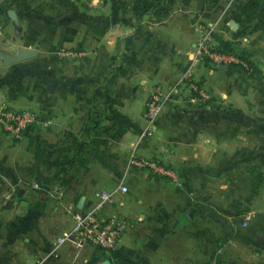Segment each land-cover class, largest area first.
<instances>
[{
	"label": "crops",
	"instance_id": "0c3cea01",
	"mask_svg": "<svg viewBox=\"0 0 264 264\" xmlns=\"http://www.w3.org/2000/svg\"><path fill=\"white\" fill-rule=\"evenodd\" d=\"M189 1L190 12L201 15L203 7L209 13L216 11L221 0L184 3ZM140 3L141 0H0V51L15 54L21 46L37 51L34 56L9 65L0 57L2 68L12 66L20 72V76L0 73V100L4 101L7 93L2 86L11 85L8 86L13 95L11 102L22 99L25 101L22 108L34 106L38 113L37 121L26 129L21 139L20 148L27 164L22 167L19 180L25 190L32 191L38 186L39 179L35 178L44 179L38 169L50 170L53 163L60 166L56 177L59 179L66 162L84 146L82 161L64 186L71 195H80L76 200L84 197L90 203L97 191L114 189L123 178L131 188L128 197L125 195L122 201L115 200L108 206L109 211L119 210L139 219L137 226L114 249L103 250L117 264H128L125 263L128 259H132V264H160L156 258L169 259V251L189 248L186 245L193 235L188 227L193 226L192 222L195 226L205 222L213 227L220 225V218L213 215L211 220L207 219L204 212L208 206L216 211L223 209L220 195L226 193L232 194L233 199L225 202L227 209L235 210L242 205L248 211V219L258 217L259 252L264 258V150L261 144L259 150L252 146L253 131L259 133L260 139L263 136L264 141V113L260 107L253 109L251 102H246L250 90L233 86L245 80L243 65L233 63L220 69L201 67L195 81L210 93L211 102L198 98L184 85L168 97L150 132L143 136L148 124L144 107L150 93L143 82L152 83L151 86L173 83L192 55L194 43L191 49L181 53V62L175 68L170 56L177 46L166 37L157 42L155 49L146 48V54L144 47L149 44L139 42L140 36L152 34L156 39V25L166 22L178 9H171L162 17L152 12L142 14L143 18L154 19L147 20L153 24L145 26V20H139ZM10 8L15 9L18 23L10 18ZM64 47H81L86 54L72 59L59 53ZM223 80L228 81L227 86L221 85ZM108 95H111V111L103 101ZM239 97L243 98L242 102H238ZM93 98L100 100V106L94 109L90 105ZM92 113L98 114L95 121ZM93 125L97 126L95 132ZM237 145H242V149ZM133 150L165 159L176 169L179 182L168 183L154 174H145V170L127 167ZM33 163L37 172L32 170ZM10 171L1 164L0 193L11 191L4 183L10 181L7 175ZM31 181L35 185H29ZM192 202L199 217H174L182 210L187 214V209L193 208ZM0 221L3 227L0 264H13V259L34 264L39 255L47 257L41 264L56 262L58 250H50L53 241H44L39 247L34 244L25 252L14 248L18 242L33 241L24 234L28 228L19 233L13 229L16 222L25 220L7 217ZM223 221L234 224L231 217ZM218 236L214 228L211 233L202 228L194 234L195 250L199 254L191 264H207L199 259L208 241L211 256L219 257ZM76 244L70 241L71 248L75 249ZM175 255L188 256L187 252ZM260 264H264V259Z\"/></svg>",
	"mask_w": 264,
	"mask_h": 264
},
{
	"label": "rangeland",
	"instance_id": "374dc122",
	"mask_svg": "<svg viewBox=\"0 0 264 264\" xmlns=\"http://www.w3.org/2000/svg\"><path fill=\"white\" fill-rule=\"evenodd\" d=\"M143 1L145 2L146 0H141V2ZM259 1L261 2L264 0ZM144 2L140 3L141 10ZM147 5L150 6V1H148ZM190 6H192V3L190 4V1L188 3L176 1L172 5V9H178V12L172 13L170 17L166 19V22L156 25L155 31L158 34V36H156V39L152 36V34H144L143 36H140L139 42H141L143 45L149 44L147 46L145 45L146 47H144L145 53L148 54L146 48L155 49L158 46L157 42L163 39V37H166L168 42L171 40L173 42L172 45L177 46L173 49V53L170 56V63L171 65L173 64V67L175 68L176 63L181 62V53L185 52V50L191 49L192 42L194 43L197 36L200 34L198 25L205 26L208 22H216L217 24L215 37H221L224 41V44L227 43L234 49L235 52L246 55L252 62L251 65H248L246 62L238 58L239 62L236 63H241L243 65V72L244 74H246V77L245 80H240V82L234 83L233 86H235L236 89H240V87H242L250 90L251 92L247 93L249 97L246 98V102L250 101L253 109L260 107L261 111L264 113V3L261 2L260 5L251 6L247 0H221L219 1L216 11L209 13V10L203 7L201 15L195 13L192 14L193 12H190L189 10ZM139 20H145L143 24L147 26L153 24L148 23L153 21L154 19L151 17H140ZM147 20L149 22H147ZM141 21L139 22L141 23ZM231 21H236L238 27L233 28L231 25ZM169 26H171V28H169ZM68 48L83 49L81 47ZM83 56L75 57L72 59L82 58ZM0 73L12 75L18 73L16 75L20 76V72L12 66H6L5 68H2L0 66ZM143 84L144 86L147 85V89H149V91L152 90V83L143 82ZM227 84L228 81L226 80H223L221 82L222 86H227ZM8 86L11 87V85L8 84L2 86L3 91L7 93H5L6 99L4 101L0 100V108L4 105L15 108L24 107L25 105H23V102L25 101L22 102V99H20V101H17V103L11 102L13 95L12 93H9ZM105 98L106 99H104L103 101L107 103L106 107L108 108V111H111V95L105 96ZM242 101L243 98L239 97L238 102ZM90 105L91 107H93V109L94 106H96L97 108L98 105L100 106V100L97 98H93L90 102ZM28 108L34 109L37 112V109L34 106ZM95 115L98 114L92 113L93 121L96 120ZM262 116L264 117V114H262ZM93 123L94 122H92V124ZM81 133L83 134V131ZM262 133H264V131H262ZM21 139H15L13 136L4 132L0 127V166L3 163L4 166H8L9 169H11V171L7 173V175L9 174L8 176L11 177L10 181L6 180L4 182L6 185L8 184L9 187H11V191L9 193H0V220L10 217L13 220L15 219L17 221H19V219H23L26 221H24L23 223L16 222L17 224L14 225L15 228H13L18 233L21 229H29L28 232H24V234L31 238V240H33V244L30 241H23V244H20L19 242L16 243V241V244L14 245V248L17 249V251L23 250L25 252L26 248L31 249L34 244L38 247L42 246V243L47 240L53 241L51 244V247H53V243L55 242V240H57V238L61 236L70 226L71 216L68 209L70 207L74 208L77 206L78 200L76 199L80 197V195L73 196L64 187L61 188V191L57 189V186H60L58 179H56L57 173L60 169V166L57 163L51 164L52 168L50 170L43 169L42 171L41 169H38L40 171L36 170V166L33 163L32 170L34 172L38 171L39 173L43 172L42 176L44 179L40 181V178L36 177L35 179H39L37 180L38 186L36 188L31 187L33 189L32 191L25 190L23 186L24 183L19 180L22 172V167L27 164L23 160V150L22 148H20ZM260 144L262 145L261 147L263 151V136L262 139H260L259 133L253 131V149L255 146V148L259 150ZM238 146L240 147V149H242V145H237V147ZM223 152H226V147ZM49 164L50 163H47L46 166H49ZM145 174L154 176L152 173L148 172ZM33 182L34 181H31L28 184L32 185ZM130 192L131 188L129 187V195ZM162 193V198H165L164 192ZM220 196V203L222 204L223 209L216 211L213 210L211 206H208V208L204 212V216L207 219L211 220L213 218V215L217 216L215 218H220L222 220L220 221V225L213 227L211 224L206 225L205 222L204 225L200 224L195 226L196 224L192 222L193 226L189 225L188 227L189 231H191V235H193L191 241H189L186 245L189 246V248L183 250L178 247V251H169V259H167L166 257L161 259L156 258L155 260L160 264H162L163 261H167L171 264H184L185 262L186 264L195 263L197 255L199 253L197 254L195 250L197 245L195 242L194 234H197L199 230H202V228L204 229V231H209V233H211V229L214 228V231L217 230L219 234V257L215 258L214 255L213 258L211 256V242L208 241L207 248L203 251L204 253L202 257L204 258L201 257L199 260H201L202 262H205L206 260L207 264H212V260L215 261L214 264H260L264 258L260 257L261 254L259 252L260 232L259 227L256 224L258 217L255 216L254 218H251V220L248 219V217H246L248 211H245L242 205L235 210H229V208L227 209V205L225 204V202L228 203L229 201L233 200L231 198L232 194L226 193ZM192 203L193 208L191 219L196 218L197 216L199 217V212L194 207L195 202ZM190 204L191 203L189 202L188 206ZM122 215H126L127 218L133 219L134 226L139 222V219H135V216L133 215L125 213H122ZM174 217H181L182 219L190 218V216L185 213V210H182L180 214H177V216L175 215ZM228 217L233 218L234 224L228 225L227 221H223V219H226ZM244 220L246 221V224H244ZM23 224L26 225L21 226ZM189 224L191 223L189 222ZM182 229L185 230L184 227H182ZM39 231H42V235L39 234ZM2 232L3 227L1 225L0 233ZM210 236L211 234H209V237ZM90 246L92 247V245H81L77 243L74 246L75 249H73L71 248L72 246H70L69 241L65 242L56 249V251L58 250V257L55 260L56 262L54 264H101L105 259L110 260L111 264H117L116 260L108 257V254V256L105 255V252H103L101 248L95 246L90 248ZM78 248H80L79 251ZM75 251H77L78 253L74 255ZM177 252H180V254H185V252H187L188 256L186 258L185 256H176L175 254H177ZM171 253L173 256H171ZM91 256H93L95 259L93 257L90 258ZM126 262L128 264H132V259H128V261H125V263ZM13 264L23 263H21L19 259H13Z\"/></svg>",
	"mask_w": 264,
	"mask_h": 264
},
{
	"label": "built area",
	"instance_id": "2783aa9c",
	"mask_svg": "<svg viewBox=\"0 0 264 264\" xmlns=\"http://www.w3.org/2000/svg\"><path fill=\"white\" fill-rule=\"evenodd\" d=\"M216 22H208L199 26L200 34L194 41L192 55L180 76L171 84L155 83L150 91L144 107V116L148 121L143 136L150 132L153 121L161 114L170 95L177 93L184 85L189 86L198 98L210 103V93L195 81V76L201 67L220 69L239 62L238 57L231 53L215 49L213 32ZM197 26V28H198ZM63 56L75 58L85 55L84 49L60 48ZM208 63V64H206ZM38 113L31 108H15L4 105L0 108V127L15 139H21L26 129L35 123ZM127 167L145 170L162 179L178 183L180 178L176 169L165 159L149 157L133 150L127 159ZM35 185V183H33ZM128 185L124 178L111 190H99L95 199L79 207L69 208L71 224L68 229L55 240L51 252L65 242L76 241L78 244H88L105 250L114 249L121 238L134 226V220L122 215L119 210L109 211L108 206L115 200L122 201L128 193ZM47 257L40 256L36 264H41Z\"/></svg>",
	"mask_w": 264,
	"mask_h": 264
},
{
	"label": "trees",
	"instance_id": "16d2710c",
	"mask_svg": "<svg viewBox=\"0 0 264 264\" xmlns=\"http://www.w3.org/2000/svg\"><path fill=\"white\" fill-rule=\"evenodd\" d=\"M148 1H150V6L147 5ZM176 1L184 2L187 0H146L145 2L143 1L144 4L142 5V10L140 9V12H141L140 17L142 16V14H145L148 12H152L157 17L165 16L172 9V5ZM247 1L251 6L260 5L261 2L264 3V1L260 2L259 0H247ZM143 2H141V3H143ZM213 38H214V43H215V45H214L215 49H217L219 51L231 53V54L235 55L236 57H238L239 59L246 62L248 65L252 64V62L250 61V59L246 55H244L242 53L235 52L234 49L232 47H230L227 43L224 44V41L221 37L216 38L215 37V31L213 32ZM222 43H223V45H222ZM206 64H208V63H206ZM91 128L95 132L97 129V126L93 125ZM83 152H84V146H82L79 149V151H77V153L75 155L71 156L70 159L66 162L64 169L62 170V172L60 171L61 174L59 175V179H58V182L60 183L59 184L60 188H58V189H61L62 187L66 186L68 184L71 175L73 174V172L77 168V164H79L82 161ZM98 248H101V247H98ZM101 249L105 250L103 248H101Z\"/></svg>",
	"mask_w": 264,
	"mask_h": 264
},
{
	"label": "water",
	"instance_id": "95a60500",
	"mask_svg": "<svg viewBox=\"0 0 264 264\" xmlns=\"http://www.w3.org/2000/svg\"><path fill=\"white\" fill-rule=\"evenodd\" d=\"M9 16L12 20H14L16 23H18V16L17 13L15 11V9L10 8L9 9ZM231 25L233 28H237L238 24L236 21H231ZM36 50L33 48H29V47H25V46H21L19 51L15 54H10L4 51H0V57L3 60V63L5 64H11L13 62H17V61H21L27 58H30L32 56H34L36 54ZM141 91H143V88L141 89ZM84 202V197H81L79 200V207H81L83 205ZM187 214L190 216H192V208L188 209ZM101 264H109V260L105 259L102 261Z\"/></svg>",
	"mask_w": 264,
	"mask_h": 264
}]
</instances>
